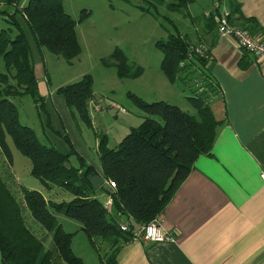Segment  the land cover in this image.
I'll use <instances>...</instances> for the list:
<instances>
[{"label":"trees","instance_id":"16d2710c","mask_svg":"<svg viewBox=\"0 0 264 264\" xmlns=\"http://www.w3.org/2000/svg\"><path fill=\"white\" fill-rule=\"evenodd\" d=\"M149 1L157 4L166 0ZM167 1L172 8L182 11L189 9L195 0ZM226 1L229 4V18L235 12L244 17L238 0ZM62 2L28 0L20 5V0H0V3L15 6L8 17L11 26L0 29V57L5 62V69L0 70V152L5 154L8 162L7 165H0L2 264H86L71 246L74 232L64 229L62 223L56 221L57 212L81 222L90 244L96 246L98 238L108 240L111 248L104 257H99L100 264H119L116 259L118 242L133 239L130 230L121 229V223L125 221L131 226H140L153 221L157 214L164 211L166 203L193 169L195 160L201 154L210 153L216 127L221 123L205 95L214 89L213 82H207L204 92L198 96H189L196 113L184 111L178 104H171L164 99L146 102L137 95L133 96L134 103L146 112L144 119L136 128L130 127L115 147L107 145L106 135L100 137L97 156L101 162L103 179L105 183L107 180L114 181L116 186L111 188L107 183L106 187L104 183L95 189L87 180L90 174L99 175L94 165L78 155L82 160L80 165L74 166L68 159L70 153L60 152L53 145L43 143L32 126L20 123L17 104L12 98L24 93L34 97L38 89L34 61L31 59L30 38L16 18L18 13L27 23L38 46L47 47L69 62L81 53L76 27L90 12L83 9L81 15L74 19ZM187 14L191 16L189 11ZM205 20L207 27H216L213 14ZM189 36L176 29L166 39L157 41L163 54L160 67L171 83L188 71L184 65L187 59L203 66L208 59L191 50L193 45ZM109 56L108 59L104 58V62L107 65L115 64L121 77L134 76L141 71L140 68L134 73L129 71L127 56L119 47ZM91 77V74H85L59 89L67 105L76 108L83 121L90 124L92 121L87 103L94 97ZM156 115L161 119L154 117ZM6 134L13 137L15 145L32 161L31 173L44 186H61L71 191L72 198L63 202L49 200L42 190L19 184L11 171L13 154ZM99 190H105L112 196L111 209L96 195ZM26 211L31 213L32 220L44 228H41L40 235V229H34L26 220ZM49 237L52 241L46 246Z\"/></svg>","mask_w":264,"mask_h":264},{"label":"rangeland","instance_id":"374dc122","mask_svg":"<svg viewBox=\"0 0 264 264\" xmlns=\"http://www.w3.org/2000/svg\"><path fill=\"white\" fill-rule=\"evenodd\" d=\"M27 1L20 0V5ZM168 2L166 0L155 4L149 0H63V7L74 19L81 15L83 9L90 12L76 27L82 51L71 62L47 47L38 46L27 23L18 13L16 18L30 38L31 59L34 61L33 69L38 85L34 97L29 93L12 97L17 104L20 123L32 126L43 143L53 145L60 152L70 153L68 159L72 165H80V155L87 163L93 161L98 166L101 163L97 156L100 137L106 135L107 145L115 147L129 132L130 127L136 128L143 121L146 112L134 103L133 96L137 95L146 102L164 99L171 104H178L184 111L195 112L189 96H198L201 92L197 91L202 81L199 68L185 73L171 83L160 67L163 54L157 41L166 39L176 29L182 33H190L192 20L187 14L188 10L192 8L194 12H199L196 17L200 21L201 10L208 7V2L195 0L189 9L182 11L172 8ZM14 7L12 4L0 3V10H4L0 12V29L11 26L8 17ZM145 7L147 9L143 10ZM117 47L127 56L130 72L141 69L137 75L121 77L115 64L107 65L104 62V58L108 59ZM4 69L5 62L0 57V70ZM85 74H91L93 82L94 97L87 103L91 124L83 121L77 109L70 108L59 92L61 86L71 84ZM154 117L159 118L157 115ZM6 136L13 154L11 171L19 184L29 188H35L31 185L36 186L35 189L42 190L49 200L63 202L72 198L68 189L57 185L51 188L44 186L31 173L32 161L15 145L11 135ZM73 150L75 151L72 152ZM6 161L5 154L0 152V165H7ZM99 198L105 202L108 196L101 194ZM56 214L57 222L66 215L62 212ZM67 217L75 224L79 222ZM26 220L34 229H40L39 235L44 230L41 224L32 220L28 211ZM75 224L67 225L75 235V253L86 264H100L99 257H104L111 248L108 240L98 238L94 246L89 243L88 236L82 229L75 228ZM51 241L50 237L47 238L45 245L48 246Z\"/></svg>","mask_w":264,"mask_h":264},{"label":"crops","instance_id":"0c3cea01","mask_svg":"<svg viewBox=\"0 0 264 264\" xmlns=\"http://www.w3.org/2000/svg\"><path fill=\"white\" fill-rule=\"evenodd\" d=\"M238 1L244 17L235 12L231 24L264 40V0ZM206 2L200 21L199 12L188 10L192 30L186 33L192 44L205 43L211 57L204 66L191 59L184 65L188 73L197 68L204 72L197 91L214 83L205 93L221 120L213 148L195 160L164 211L155 216L174 239L118 242L119 264H264V58L240 48L232 37H220L217 27H207L204 12L213 0ZM89 163L101 176V164ZM98 193L108 196L105 190ZM67 218L59 222L69 231L75 222ZM75 228L82 229L81 222ZM71 244L74 248V237Z\"/></svg>","mask_w":264,"mask_h":264},{"label":"built area","instance_id":"2783aa9c","mask_svg":"<svg viewBox=\"0 0 264 264\" xmlns=\"http://www.w3.org/2000/svg\"><path fill=\"white\" fill-rule=\"evenodd\" d=\"M224 0H214L212 9L205 11L204 14L208 17L213 14L216 20V27L219 36H227L235 39L240 48L245 49V51H250L254 53L259 59L264 58V40L257 38V36L249 28H245L240 25L231 24L229 18V8L225 6ZM192 51L195 54H199L208 59L211 57V52L209 51L205 43L192 44ZM111 188L116 186V183L110 180L106 181ZM109 198L105 203V206L111 209V203L113 202L112 196L108 195ZM121 229L128 231L130 230L133 234V239H149L151 241H167L174 239V235L171 231L165 230L162 223L153 218V221L141 224L140 226H131L129 222L123 221L121 223Z\"/></svg>","mask_w":264,"mask_h":264},{"label":"water","instance_id":"95a60500","mask_svg":"<svg viewBox=\"0 0 264 264\" xmlns=\"http://www.w3.org/2000/svg\"><path fill=\"white\" fill-rule=\"evenodd\" d=\"M89 182L94 186L95 189H99L101 185H103L104 180L103 176L98 175V174H90L88 175Z\"/></svg>","mask_w":264,"mask_h":264}]
</instances>
